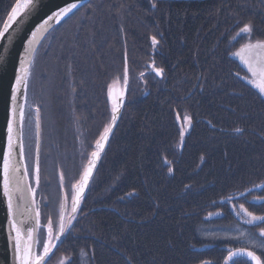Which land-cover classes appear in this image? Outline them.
<instances>
[{
	"label": "trees",
	"instance_id": "trees-1",
	"mask_svg": "<svg viewBox=\"0 0 264 264\" xmlns=\"http://www.w3.org/2000/svg\"><path fill=\"white\" fill-rule=\"evenodd\" d=\"M16 1L0 0V31ZM38 59L52 124L41 142L45 196L46 157L61 182L78 181L120 112L44 264H225L237 248L264 264V230L244 214L264 212V198L252 200L264 197V0H88L46 36ZM53 203L41 216L51 240Z\"/></svg>",
	"mask_w": 264,
	"mask_h": 264
},
{
	"label": "water",
	"instance_id": "water-1",
	"mask_svg": "<svg viewBox=\"0 0 264 264\" xmlns=\"http://www.w3.org/2000/svg\"><path fill=\"white\" fill-rule=\"evenodd\" d=\"M87 1L17 0L0 31V264H44L56 250L68 226L64 202L58 230L52 239L54 241L44 255L36 260L40 250L38 238L39 233H42V218L25 153V109L29 76L40 45L58 24ZM157 73L161 75L160 72ZM263 81L264 79L260 78L261 84ZM128 84L126 68L125 83L119 100H114L110 94L113 109L123 102ZM257 88L264 96V85ZM35 113L38 114L37 108ZM119 115V111L115 113L109 128L96 143L82 176L74 186L70 219L78 212ZM34 135L33 165L36 175L39 172L42 150L39 118ZM36 182L38 184V178ZM239 258L247 259L251 264H263L259 255L246 248L232 250L227 255L225 264H231Z\"/></svg>",
	"mask_w": 264,
	"mask_h": 264
},
{
	"label": "rangeland",
	"instance_id": "rangeland-1",
	"mask_svg": "<svg viewBox=\"0 0 264 264\" xmlns=\"http://www.w3.org/2000/svg\"><path fill=\"white\" fill-rule=\"evenodd\" d=\"M39 62H40L39 59H38V63H37V60L34 62L33 67L31 68L30 76H29L28 89H27L28 100H27L26 109H25V119H26V117H30L33 119V116L35 115V108H36V105L38 104V100H39V92H40L39 86H40V79H41V74H42V68L39 65ZM112 87H113V89L111 92V97L114 98V100H119L120 92H121L120 82L117 80L114 81ZM34 128H35V123H34ZM33 129H32V124H30L28 126L27 134H26L25 140H24L25 153H27L26 157H28V163H29L30 168L33 166V156H34L33 149H34V141H35L34 136L35 135H34ZM43 164L50 165V167H51V171L49 172V170H48V172H47V176H48L47 180H52L53 184H52V187L50 189L48 188L49 185L46 186V189H47L46 190V192H47L46 197L50 198L51 203L54 202L53 204L56 205V207H57L56 210H57L58 208L61 207V201L62 200H61V196H60V192H59L60 188H61L60 180L54 176L55 170H56V165H55V162L52 161L50 156H49L48 160H44ZM58 175H59V173H58ZM71 176H73V178L75 177L73 172H72ZM56 179L59 180V183L55 181ZM75 179H72L71 181L67 180L65 182V190L68 191V194L65 196V197H67L66 198L67 199L66 205L68 206L69 212L71 210L72 198H73V194L71 193L72 192L71 189L73 187V184L75 183V181L73 182V180H75ZM57 217H58V215H57ZM44 224H45V226H47L49 223L44 222ZM51 224H52L53 228L55 230H57L58 225H59V219L55 222L52 221ZM49 227L51 229L50 225H49ZM224 236L227 237L228 239H232V238L236 239L233 237L234 232H232V231L225 233ZM64 262H65V258H64V260L61 261V263H64Z\"/></svg>",
	"mask_w": 264,
	"mask_h": 264
},
{
	"label": "flooded vegetation",
	"instance_id": "flooded-vegetation-1",
	"mask_svg": "<svg viewBox=\"0 0 264 264\" xmlns=\"http://www.w3.org/2000/svg\"><path fill=\"white\" fill-rule=\"evenodd\" d=\"M40 106H42V108H40ZM36 108H37L38 114L35 113V115L33 116V119L30 118V117H26V119H25L26 120L25 121V131H26V134H27L28 126L30 124H32V129H33L34 128L33 127V123H35V128H36L37 119L39 118L41 135L43 134L44 137L47 139V135L45 133L47 131L50 132V129L52 127V124H51V120H50V116H49V114H50V107H47V103L44 104V92H43V89L42 88H41V91L39 92V100H38V104L36 105ZM26 156H27V153H26ZM48 158L49 157H46L45 160H48ZM41 161L43 162V158L42 157H41ZM33 164H34V156H33ZM44 168L45 167H42L41 168V163H40L39 172L35 175V172H34L35 171V167H34V165L30 168L29 167V163H28V171H29L30 178H31V181H32L31 182L32 183V187H33V189L35 191V194H36V202L38 203V209L40 210V213H41V216L42 217H43V214H44L45 209L51 203L50 198H47L44 195V193H43L44 186L43 185H40L41 184V180L44 179L45 174H46L45 171H44ZM81 176H82V174H81ZM37 178H38V184L36 182V179ZM62 178H65V176L62 175ZM48 181H49L48 182V185H49L48 188L50 189L52 187V184L53 183H52V180H48ZM55 181L59 183V180L58 179H56ZM78 181H76L73 184V187L71 189V191H72L71 193L73 194V196H74V186H75V184ZM60 186H61V188H60V191L59 192H60V196H61V200H62L61 201V207H60V211H61V208H62L63 203L65 202V205L67 204L66 203V201H67L66 198L67 197H65V196L68 194V191L65 190V183H63V182L60 181ZM63 194H64V198H63ZM263 198L264 197L262 196V194L259 193V194L256 195V197H254V199L252 198V200L255 201V202L261 203L263 201ZM72 200H73V198H72ZM66 208H67L66 222H68L69 219H70L71 210L69 212V209H68V206L67 205H66ZM71 209H72V205H71ZM244 214L249 217L250 223H252L253 225L256 224V226H258V227L260 226L262 228V230H264V212L263 213H259V214H255L253 212H247L246 211V212H244ZM60 215H61V213H60ZM235 215H239V214L236 213Z\"/></svg>",
	"mask_w": 264,
	"mask_h": 264
},
{
	"label": "bare ground",
	"instance_id": "bare-ground-1",
	"mask_svg": "<svg viewBox=\"0 0 264 264\" xmlns=\"http://www.w3.org/2000/svg\"><path fill=\"white\" fill-rule=\"evenodd\" d=\"M54 240L51 239H47L46 237H44L42 235V233H39V238H38V245L41 248H45L47 246V244H50V246H48V249L51 247L52 243Z\"/></svg>",
	"mask_w": 264,
	"mask_h": 264
}]
</instances>
